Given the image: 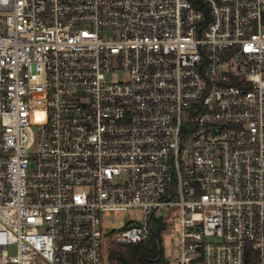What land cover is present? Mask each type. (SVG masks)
<instances>
[{"label": "built area", "instance_id": "obj_1", "mask_svg": "<svg viewBox=\"0 0 264 264\" xmlns=\"http://www.w3.org/2000/svg\"><path fill=\"white\" fill-rule=\"evenodd\" d=\"M155 218L170 264H264V0H0V264Z\"/></svg>", "mask_w": 264, "mask_h": 264}, {"label": "trees", "instance_id": "obj_2", "mask_svg": "<svg viewBox=\"0 0 264 264\" xmlns=\"http://www.w3.org/2000/svg\"><path fill=\"white\" fill-rule=\"evenodd\" d=\"M165 228L162 219L155 218L150 236L138 244L118 245L111 249L109 264H170L163 239ZM248 254L246 264H256L255 253Z\"/></svg>", "mask_w": 264, "mask_h": 264}, {"label": "rangeland", "instance_id": "obj_3", "mask_svg": "<svg viewBox=\"0 0 264 264\" xmlns=\"http://www.w3.org/2000/svg\"><path fill=\"white\" fill-rule=\"evenodd\" d=\"M119 74H115L111 76V80L115 79L116 76H118ZM142 218V213L141 211H135V210H130L127 212H123L120 213L118 215L112 214L110 216H105L103 218V222L104 225H107L110 227V229L112 231L114 230H123L128 228L129 226L133 225L136 222L141 221ZM165 241H169V238H165ZM119 244H117L116 242H111L109 245V249L107 251V255L109 256V253L111 251V249L115 248L116 246H118ZM167 257L171 256L173 254V258H171L170 260L172 261V259L174 260L175 256H177V250L175 248V245L172 244H168L167 245ZM109 262V259H108Z\"/></svg>", "mask_w": 264, "mask_h": 264}]
</instances>
